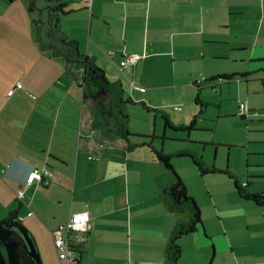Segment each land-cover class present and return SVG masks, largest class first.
<instances>
[{
	"label": "crops",
	"instance_id": "1",
	"mask_svg": "<svg viewBox=\"0 0 264 264\" xmlns=\"http://www.w3.org/2000/svg\"><path fill=\"white\" fill-rule=\"evenodd\" d=\"M27 2L30 7V0H0V8L6 14L15 3L25 12ZM43 3L50 12H64L62 31L50 25L43 40L27 17L21 24L10 22L15 28H0V220L15 213L33 236L42 264H60L51 230L85 209L80 264H165L177 219L161 193L176 177L148 145L129 148L111 125L93 124L95 102L84 98L72 64L59 52L65 50L64 40L76 41L79 55L121 86L123 99L128 91L134 102L165 109L162 95V104L154 102L157 92L174 87L189 93L191 83L200 94L203 82L228 75L231 61L251 66L244 69L246 83L248 75L264 71V0ZM124 54L139 55L131 79L144 91L128 80L126 88L117 73ZM181 62L190 67L180 70ZM162 78L174 82L157 83ZM32 168L49 169L51 175L26 185ZM246 206L253 215L244 226L230 224L220 210L216 229L203 227L205 236L201 229L183 235L178 264H264V207Z\"/></svg>",
	"mask_w": 264,
	"mask_h": 264
},
{
	"label": "rangeland",
	"instance_id": "2",
	"mask_svg": "<svg viewBox=\"0 0 264 264\" xmlns=\"http://www.w3.org/2000/svg\"><path fill=\"white\" fill-rule=\"evenodd\" d=\"M12 5V11L6 14L0 8L1 29L6 26L15 28L10 22L21 24L26 17L29 20L31 18L34 33L37 29L39 37L43 40L49 37L46 28L50 25L53 28L55 25L58 26L57 30L60 31L64 29L60 27L62 15L56 16L52 22L50 20L39 23L38 13L29 9V2L26 3L25 12L17 9L20 8L19 4L12 3ZM64 24L66 22L63 18V26ZM250 37L251 31L248 29L246 38L250 39ZM237 60L239 63L231 61L229 64L230 71L224 77L228 80L222 76L217 77L219 80L211 78L217 83L216 88L210 87L214 82L208 79L203 82L200 94L198 88L191 83H188L191 89L189 93H185L182 88L174 87H167L162 93L157 92L154 102L161 103L162 95V103H168L167 108L160 109L169 115L168 125L159 112L155 120L154 111H147L141 104L133 102L126 105L131 145L135 148L142 146V142H152L153 146L165 152H174L179 147L188 149L206 165L228 168L242 182H249L251 192H264V88L260 80V77L264 76V71L261 69L248 75L250 80L246 83L243 79L246 78L244 69L251 66ZM177 66L180 70H185L190 64L181 62V65L178 63ZM117 73L121 79L126 80V88L128 83L132 86L131 78L134 75L131 71L118 69ZM165 80V78L157 79V83L167 82L169 85L174 82V79ZM128 93L127 91L125 99H128ZM176 93H180V96ZM197 94L206 106L200 104ZM86 103L89 106L88 100ZM240 103L245 105V112L240 109ZM201 109L200 117L195 119ZM171 164L183 183L187 184L188 195L197 203L206 232L207 228H217L216 220L220 216L217 211L220 210L230 224L235 223L236 227H240V224L244 226L249 222L253 211L246 205L255 203L239 196L233 179L227 174L216 172L203 175L189 156H173ZM130 189L132 193L135 186L132 184ZM204 228H201L203 236H205ZM209 248L212 250L211 244Z\"/></svg>",
	"mask_w": 264,
	"mask_h": 264
},
{
	"label": "trees",
	"instance_id": "3",
	"mask_svg": "<svg viewBox=\"0 0 264 264\" xmlns=\"http://www.w3.org/2000/svg\"><path fill=\"white\" fill-rule=\"evenodd\" d=\"M31 7V6H30ZM64 15L61 9H58L56 16ZM39 29L42 28L39 26ZM39 33V32H38ZM76 41H66L64 40L65 50L64 52H59L62 60L70 67L71 74L76 81L77 85L82 88L84 98H92L95 102L94 110L96 112V120L93 124L100 126L103 129L114 128L117 135L126 140L129 148H132L129 136L131 132L128 129L127 123L129 120V115L125 109V106L132 104L130 98L123 99V90L118 83H113L107 80L104 71L97 66V64L90 58L79 55L76 47ZM57 53V52H56ZM72 53H75V56ZM224 78V77H223ZM222 78V79H223ZM219 80L215 78L214 80ZM228 80L227 78H224ZM214 82V81H213ZM217 84L213 83V87ZM198 87V85H197ZM112 94V107H110L108 98ZM197 100L203 105L197 95ZM141 104L144 109L151 112L154 111V115H158V112L162 114V118L165 120V124L168 125V117L164 114L163 110L150 107L144 102H137ZM204 106V105H203ZM202 109L199 114L195 116V119L200 117ZM110 125L112 127H110ZM191 129L192 127H186ZM145 137L144 135H141ZM143 145H148L154 154L155 158L167 169L174 172L176 176V181L169 184L162 190V198L166 204V207L176 215V225L170 234L167 246L165 248L166 263L165 264H178L181 257L182 248L179 243L180 238L183 235L193 233L196 230L204 227L203 220L201 218V211L195 202L194 198L189 196L186 187L182 179L178 176L176 171L173 169L171 164V158L173 156H189L201 174L207 173H224L227 174L234 181L235 189L237 190L239 196L243 199L253 201L256 205L264 207V192L253 193L249 190V182H242L240 178L230 171L228 168H219L217 166L206 165L202 160L195 156L192 151L185 148H177L174 152H165L162 149H158L152 145V142H142ZM15 213H11L6 220H16L18 226L24 229L29 237L34 241L33 236L29 230L17 220Z\"/></svg>",
	"mask_w": 264,
	"mask_h": 264
},
{
	"label": "built area",
	"instance_id": "4",
	"mask_svg": "<svg viewBox=\"0 0 264 264\" xmlns=\"http://www.w3.org/2000/svg\"><path fill=\"white\" fill-rule=\"evenodd\" d=\"M139 55L138 54H124L123 58L119 63L121 70L125 69L132 71L134 66L138 63ZM132 86L140 91H144L145 88L140 86L131 80ZM264 84V78H263ZM21 87V84H18ZM240 109L245 112V105L240 103ZM51 175L49 169L39 170L37 168H32L25 180V184L28 185L34 180H42L44 176ZM18 197H23V191H18ZM32 212L29 211L28 215H31ZM88 224V211L81 210L73 213L68 221L62 225L52 228V235L54 240V245L59 257L60 264H80L79 257L77 256L78 252H81V247L84 243V237L80 235L86 228ZM77 232L79 235L75 238L70 236V233ZM130 264V263H129Z\"/></svg>",
	"mask_w": 264,
	"mask_h": 264
},
{
	"label": "water",
	"instance_id": "5",
	"mask_svg": "<svg viewBox=\"0 0 264 264\" xmlns=\"http://www.w3.org/2000/svg\"><path fill=\"white\" fill-rule=\"evenodd\" d=\"M37 1L30 0L31 11L42 10ZM47 14L51 16L50 11ZM108 94L110 95L108 102L112 107V94L110 92ZM0 264H42L34 241L17 223L0 222Z\"/></svg>",
	"mask_w": 264,
	"mask_h": 264
},
{
	"label": "flooded vegetation",
	"instance_id": "6",
	"mask_svg": "<svg viewBox=\"0 0 264 264\" xmlns=\"http://www.w3.org/2000/svg\"><path fill=\"white\" fill-rule=\"evenodd\" d=\"M39 1V2H38ZM37 2L39 3V7H41V11L40 12H38V11H36L37 13H38V15H37V17H38V22L39 23H41V22H48L49 20H55V18H56V13L55 12H51V16H48V8H47V6L43 3L42 5L40 4L41 2H42V0H38ZM7 218H5V219H2V220H0V222H7V223H9V224H11V223H17L16 222V220L14 219V220H6ZM14 227H12V229H13ZM16 233V232H15ZM17 234V233H16ZM3 251H4V248H3Z\"/></svg>",
	"mask_w": 264,
	"mask_h": 264
}]
</instances>
